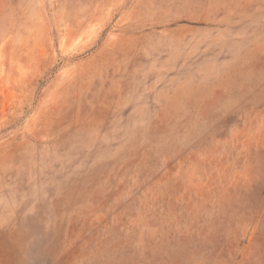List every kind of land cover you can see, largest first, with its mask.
<instances>
[{
	"label": "rangeland",
	"instance_id": "obj_1",
	"mask_svg": "<svg viewBox=\"0 0 264 264\" xmlns=\"http://www.w3.org/2000/svg\"><path fill=\"white\" fill-rule=\"evenodd\" d=\"M0 264H264V0H0Z\"/></svg>",
	"mask_w": 264,
	"mask_h": 264
}]
</instances>
